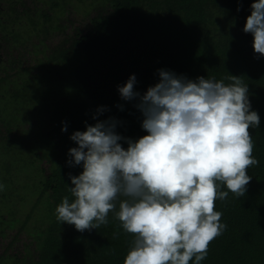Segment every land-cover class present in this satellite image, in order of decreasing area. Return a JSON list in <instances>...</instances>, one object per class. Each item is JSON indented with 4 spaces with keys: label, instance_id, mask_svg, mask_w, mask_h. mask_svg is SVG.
Wrapping results in <instances>:
<instances>
[{
    "label": "trees",
    "instance_id": "16d2710c",
    "mask_svg": "<svg viewBox=\"0 0 264 264\" xmlns=\"http://www.w3.org/2000/svg\"><path fill=\"white\" fill-rule=\"evenodd\" d=\"M66 2L0 0V109L21 100L29 106L25 125L38 129L26 140L21 124L0 116V264H123L135 237L114 212L80 232L59 223L55 209L72 199L69 175L83 170L69 163V149L78 146L71 135L97 121L113 122L125 149L128 139L146 135L139 97L125 100L119 87L134 75L142 96L159 82V70L193 82L229 84L237 76L247 85L250 110L260 117L249 129L259 163L247 170L245 196L229 191L215 201L225 228L201 264H264V55L243 31L254 0H102L78 23ZM37 133L50 150L47 165L36 164L30 150ZM24 151L30 156L18 157ZM26 198L24 211L15 207Z\"/></svg>",
    "mask_w": 264,
    "mask_h": 264
},
{
    "label": "clouds",
    "instance_id": "9594fccd",
    "mask_svg": "<svg viewBox=\"0 0 264 264\" xmlns=\"http://www.w3.org/2000/svg\"><path fill=\"white\" fill-rule=\"evenodd\" d=\"M243 31L252 34L254 52L264 55V0L251 4ZM159 77L142 96L134 91V75L119 87L123 99L139 97L147 132L128 139L126 149L110 121L71 135L78 146L69 149V163L83 170L69 175L72 199L64 197L55 215L84 232L106 224L114 212L135 237L123 264H201L225 228L215 201L229 191L245 196L252 179L247 170L259 163L249 129L259 127L260 117L237 76L229 84L204 77L193 82L166 70Z\"/></svg>",
    "mask_w": 264,
    "mask_h": 264
},
{
    "label": "rangeland",
    "instance_id": "374dc122",
    "mask_svg": "<svg viewBox=\"0 0 264 264\" xmlns=\"http://www.w3.org/2000/svg\"><path fill=\"white\" fill-rule=\"evenodd\" d=\"M102 0H67L66 2V8H65V11H68V6H71V9H69V14L68 15H71L74 22L75 23H78V21L82 20V17L85 13V10L90 8V6L92 4H98L99 2H101ZM92 12V10L90 11V13ZM70 17V16H69ZM56 65H52L51 68H54ZM50 67L48 65H46L43 69H40V74L45 76V70L49 69ZM9 101L8 100H4V102H7ZM18 102V101H17ZM15 103V106H9L6 108V109H0V116L2 118H5V119H9L12 121L13 124H16L18 123V127L19 124H21V127H24L25 130L22 128V131L23 134H24V139L28 140V133L32 134L33 132L35 131H38V129L36 128L37 125H30V126H33L34 129H30L27 127L28 123H30L27 118V115L26 113H28L29 111V106L27 104H24L21 102V100L19 101V103ZM27 124V125H25ZM29 143H30V150L31 152L33 153V159H34V156L37 158L36 159V164L38 163L39 165H47L49 162L47 160V158L49 159V153L50 150L49 149H46L44 147V141L42 139V137H40V133H37L35 136L32 137V139L29 140ZM43 148V151L42 152L43 154H40V149ZM45 148V149H44ZM25 155H29V151H24L22 153H18V157H22V156H25ZM39 155L41 157V159L39 160ZM38 156V157H37ZM27 178H30L27 174L25 175ZM24 176V177H25ZM14 177L18 178L19 180H22V183L23 182H29L31 183V179L30 180H27L26 178H24L23 176H17V175H14ZM23 178H24V181H23ZM31 203L30 201V198H26L24 199L20 205H16L15 207L16 208H21L23 211L29 206V204ZM23 205H25V207H23ZM21 213V212H20ZM7 235L8 237L11 236L14 231L10 228H8L7 230ZM21 240H24L25 237L24 236H21L20 237Z\"/></svg>",
    "mask_w": 264,
    "mask_h": 264
}]
</instances>
